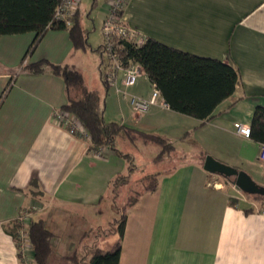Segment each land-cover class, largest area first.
Segmentation results:
<instances>
[{
    "label": "crops",
    "instance_id": "obj_1",
    "mask_svg": "<svg viewBox=\"0 0 264 264\" xmlns=\"http://www.w3.org/2000/svg\"><path fill=\"white\" fill-rule=\"evenodd\" d=\"M103 1L99 28L107 13ZM97 5L92 0V8ZM80 7L81 2L75 13L83 27ZM123 19L145 38L198 57L231 61L239 80L234 93L200 127L196 119L161 105L137 114L129 98L115 89L113 96L100 98L105 122L161 136L176 151L197 148L190 160L184 155L183 161H169L156 191L141 194L128 212L118 264H264L263 206L233 185L217 183V175L206 172L199 159L205 152L264 186L261 145L234 128H249L255 107H264V0H130ZM86 37L88 47L80 51L73 48L67 29L48 30L26 58L33 32L0 37V96L15 72L0 104V264H22L7 228L23 209L30 210L28 218L44 222L54 234L52 244L65 246V254L87 230L81 241L86 247L107 249L117 238L115 232L103 233L102 203L113 180L125 176L135 160L127 150L91 152L87 136L73 135L53 119L54 111L67 103L63 78L20 70L40 61L67 65L81 73L88 87L84 57L100 54L101 45L94 50ZM94 67L98 80L99 68ZM135 85L127 88L129 95L149 99L154 92L151 83L149 88ZM158 100L163 101L159 94ZM31 191L40 193V203Z\"/></svg>",
    "mask_w": 264,
    "mask_h": 264
},
{
    "label": "trees",
    "instance_id": "obj_2",
    "mask_svg": "<svg viewBox=\"0 0 264 264\" xmlns=\"http://www.w3.org/2000/svg\"><path fill=\"white\" fill-rule=\"evenodd\" d=\"M60 4L61 0H0V37L33 32L34 39L26 51V58L48 30L67 29L73 48L86 50L87 32L81 26L77 13L72 16V24L69 27L64 21L55 19ZM116 45L122 65H139L148 81L154 86V91L161 96L167 107L174 112L196 119L199 123L197 127L213 117L215 108L234 93L239 80L238 70L231 61L226 63L218 59L198 57L151 38H146L141 45L128 40H119ZM20 70L31 74L50 72L63 78L67 103L60 110L71 115L81 124L84 134L78 136L84 135L89 138L91 152L101 153L103 149H108L118 153L117 138L124 136L131 145L137 142L156 145L159 151L152 158L153 163H167L173 160L175 147L165 138L116 122H105L103 102L95 91L85 86L81 73L73 67L40 61L24 65ZM14 75L15 72L0 96V104L12 85ZM187 135L188 132L182 139ZM248 138L264 145L263 106H257L253 111ZM205 156L206 153L201 152L199 156L201 163ZM125 157L128 158V155ZM132 167L130 164V170ZM159 175L160 173L147 174L138 181L142 187L140 190H134L122 207L119 218L114 222L113 232L116 233L117 238L107 249L100 248L96 244L88 246V249L86 246L83 247V244L80 247L82 239L90 233L88 232L90 230H87L80 236L76 246L60 257L61 261L67 264H118L128 212L137 203L141 194L156 191ZM117 181L128 182V179L120 175L111 185ZM226 181L233 185L231 180ZM33 186H36L35 182ZM30 193L37 203L41 202L37 197L40 196L39 192ZM245 195L264 206V196ZM29 212V209H23L19 216L29 215ZM22 230L27 237L32 264H49L54 249L52 244L54 234L45 227L42 220L28 218L27 221L21 222L17 218L12 226L7 228V232L15 240L17 249H19L18 235Z\"/></svg>",
    "mask_w": 264,
    "mask_h": 264
},
{
    "label": "rangeland",
    "instance_id": "obj_3",
    "mask_svg": "<svg viewBox=\"0 0 264 264\" xmlns=\"http://www.w3.org/2000/svg\"><path fill=\"white\" fill-rule=\"evenodd\" d=\"M80 2H81V7H80L79 17L82 21L83 27L87 31L92 48L95 50L102 43L101 28H99L100 22L97 15H98V9L100 8L101 4H103L104 1L98 0V5L96 6V8H92V0H81ZM93 64L95 66L94 69L96 68V66H98L99 68L98 70L100 72L99 75L100 78H98V80L95 79ZM107 69H108L107 59L103 55L101 50H100V54L98 55L88 58L84 57L83 72L85 77L87 78L88 87L90 88V90L95 91L97 95L102 99V101L104 97L113 96L114 94V87L108 85L106 86L103 82L104 77L107 73ZM142 76L143 75H141L137 79L135 86H139V87L144 86L146 88H149V86H151L150 83ZM135 88L136 87H134L132 90H134ZM128 89H124V90L127 93H130ZM140 144L141 142H137L135 143V145H131L124 136L123 137L120 136L117 138L116 148L122 152L124 150H127L128 154L130 155L131 158L135 160V162H134V166L132 167V170H130L129 172L124 171V175H125L124 177L128 179V182L117 181L113 185L110 184L109 197H107L104 203H102L104 207L103 215L101 214L100 216V221L102 222L101 224L102 226H104V232H103L104 235H106L105 232L109 234L112 231L113 233L114 222L119 218L120 211H122L121 209L126 203L128 197L131 196L130 194H132L134 190L141 189L142 184L138 183L137 180H135L137 178V175L162 173L167 171V169L172 164L171 162L153 163L152 158L158 153L159 148L156 145H151V144L147 145L146 147H142L140 146ZM184 151H190V153L189 152L184 153ZM196 151L197 148L191 149V147L190 149L189 148H183V150L177 149L176 153L173 155V158H179L177 161H183L185 159L183 158L185 155L186 160H190L195 155ZM215 180L217 181V183H221L224 186L232 185L230 182L226 181L224 178L219 176H216ZM85 222L88 225H90L89 221H85ZM100 230H94L93 234L94 235L99 234ZM64 240L65 238L63 236L62 241ZM81 245L82 244H80V247ZM75 246L76 244L74 245V247ZM88 246L90 247L92 246V244L87 245V249L89 248ZM53 248L54 249L49 264H67V263H63L60 259V257L63 256V254H65V246L63 249L60 245L57 244V242H55ZM82 249L85 250L86 248H82Z\"/></svg>",
    "mask_w": 264,
    "mask_h": 264
},
{
    "label": "built area",
    "instance_id": "obj_4",
    "mask_svg": "<svg viewBox=\"0 0 264 264\" xmlns=\"http://www.w3.org/2000/svg\"><path fill=\"white\" fill-rule=\"evenodd\" d=\"M129 1L130 0H106L107 13L101 25V51L106 57L108 63V69L104 80L106 85L114 87L117 93H120L124 98H129L130 105L137 114H143L149 111L154 105H161L163 107H167V105L163 101L159 102L158 93L156 91L151 94L149 99H144L138 96L129 95L124 90L134 86L137 79L143 74V71L141 67L136 64L123 66L118 57L116 44L119 40H128L136 45H141L146 39L139 34L137 30L132 29L125 24L123 12ZM79 2L80 0H61V4L55 13V19L58 21H64L67 27L71 26V19L75 14ZM119 86H122L124 89ZM52 116L57 124L67 128L71 134H84V129L81 124L71 115L61 110H56ZM234 128L237 134L243 137H248L249 128L240 124H234ZM96 154L100 155L101 153L97 152ZM259 159L264 163V145L260 146ZM259 212L264 214V206L259 209ZM27 218V214L18 217L21 222L27 221ZM18 239V252L22 264H32V260L28 253L27 237L24 230L19 232Z\"/></svg>",
    "mask_w": 264,
    "mask_h": 264
},
{
    "label": "water",
    "instance_id": "obj_5",
    "mask_svg": "<svg viewBox=\"0 0 264 264\" xmlns=\"http://www.w3.org/2000/svg\"><path fill=\"white\" fill-rule=\"evenodd\" d=\"M203 169L213 175L226 180H231L234 188L248 195L264 196V186H260L243 170L227 165L210 155H206L203 161Z\"/></svg>",
    "mask_w": 264,
    "mask_h": 264
}]
</instances>
